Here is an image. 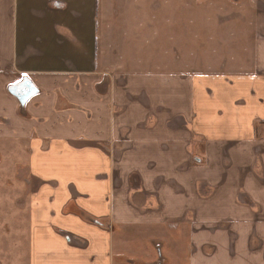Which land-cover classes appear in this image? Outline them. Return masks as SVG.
Returning <instances> with one entry per match:
<instances>
[{"label": "crops", "instance_id": "0c3cea01", "mask_svg": "<svg viewBox=\"0 0 264 264\" xmlns=\"http://www.w3.org/2000/svg\"><path fill=\"white\" fill-rule=\"evenodd\" d=\"M100 2L0 0V264H264V0L219 20L212 72L190 29L176 70L159 21L148 39Z\"/></svg>", "mask_w": 264, "mask_h": 264}, {"label": "rangeland", "instance_id": "374dc122", "mask_svg": "<svg viewBox=\"0 0 264 264\" xmlns=\"http://www.w3.org/2000/svg\"><path fill=\"white\" fill-rule=\"evenodd\" d=\"M252 0H101V15L104 22H110L121 26L122 29L128 22L129 29L136 30L137 34H145L151 28V20L159 21L161 34V59L175 56L176 66L174 69L183 68L184 59L182 46L173 49L164 48L168 40H176L179 43L184 34L191 32V58L185 59L190 62L192 71H219V20L229 26L246 22L251 18L249 4ZM151 24V25H150ZM132 27V28H131ZM128 29V31H129ZM174 31V33H172ZM240 34L244 33L242 29ZM174 34L170 38L167 35ZM187 37V36H186ZM148 38V37H147ZM149 39V38H148ZM188 41V37L186 38ZM171 44V43H170ZM152 54L149 55L150 59ZM180 60V61H178ZM162 63V62H161ZM170 67L172 64H169ZM16 166L11 165L7 147L0 149V194L11 189L15 182ZM13 197L0 195V237L8 235L7 225L11 220L10 208ZM11 217V218H10ZM11 232V231H10ZM15 238L20 243L27 239L26 229L14 230ZM171 236V235H168ZM170 240L169 237L161 236ZM182 242L178 248L185 249L186 240L181 235ZM21 252L25 251L26 244H20Z\"/></svg>", "mask_w": 264, "mask_h": 264}]
</instances>
